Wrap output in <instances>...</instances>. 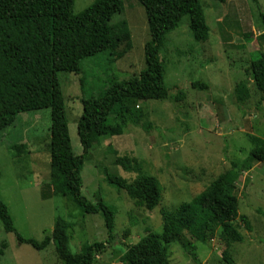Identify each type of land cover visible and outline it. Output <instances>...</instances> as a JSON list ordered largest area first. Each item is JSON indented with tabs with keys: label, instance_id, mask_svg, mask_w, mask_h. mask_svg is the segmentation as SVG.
Wrapping results in <instances>:
<instances>
[{
	"label": "rangeland",
	"instance_id": "rangeland-1",
	"mask_svg": "<svg viewBox=\"0 0 264 264\" xmlns=\"http://www.w3.org/2000/svg\"><path fill=\"white\" fill-rule=\"evenodd\" d=\"M95 0H75L78 15ZM264 13V0H257ZM123 11L110 25L125 22L129 41L122 43L121 59L109 64L107 55L82 63L80 74L59 73L72 151L82 153L77 122L82 115L81 100L97 97L109 79L120 82L138 76L145 69L144 46L149 41L147 20L137 0H122ZM209 28L207 43L194 41L188 16L176 30L165 36L159 58L164 67L168 98L139 102L146 132L130 125L119 137H103L90 150L80 179L81 194L91 204H105L114 214L115 239L93 264H121L122 254L147 233H162V212L172 213L203 192L231 163L241 164L254 145L249 137L264 141V95L249 82V99L240 103L235 86L246 79L251 63L264 56V32L251 0H225L223 4L199 0ZM129 45V49L127 48ZM83 80L82 92L80 82ZM194 82L206 91L191 88ZM182 93L185 99L176 102ZM263 98V101L261 99ZM50 111L19 114L14 125L0 133V200L8 208L16 232L24 239L41 242L57 218L69 227L68 249L80 253L83 244L108 240L100 214H85L69 197H41V185L50 176ZM118 159L136 161L130 171L115 164ZM132 167V166H131ZM103 169L132 185L141 176L155 178L161 200L153 211L135 206L125 191L105 181ZM238 219L233 223L243 241L233 244V264H264V163L254 164L237 183ZM239 217H246L249 230ZM187 254L180 244L168 247L170 264H225L224 244L219 231L207 244L194 243ZM0 264H62L51 243L43 251L18 244L0 224Z\"/></svg>",
	"mask_w": 264,
	"mask_h": 264
},
{
	"label": "trees",
	"instance_id": "trees-1",
	"mask_svg": "<svg viewBox=\"0 0 264 264\" xmlns=\"http://www.w3.org/2000/svg\"><path fill=\"white\" fill-rule=\"evenodd\" d=\"M75 0H0V133L12 127L19 114L50 111V176L42 183L41 197H69L85 214H100L108 240L83 244L79 254L69 252V225L57 218L49 235L41 242L22 238L15 230L8 208L0 200V224L11 233L18 244L35 251L45 250L51 243L62 264H93L107 245L115 239L114 214L103 203L88 202L81 194L80 174L90 150L103 137H119L130 125L148 132L151 127L141 124L144 113L139 102L164 101L168 98L164 67L159 51L165 36L176 30L183 17L190 20L194 41L205 44L209 39L204 11L199 0H137L143 8L149 33L144 46L145 69L138 76L119 81L109 79L97 97L81 100L82 115L77 122V136L82 153L76 156L71 147L65 105L58 81L59 73L80 74L82 63L98 55L108 56L109 64L121 59L119 46L129 41L125 22L114 26L111 19L122 13V0H95L78 15L73 14ZM223 4L225 0H211ZM256 7L260 27L264 32V13L258 1ZM129 49V45H127ZM248 79L234 88L240 102L249 99L248 85L253 82L264 95V56L253 61L245 71ZM82 92L83 80L80 82ZM191 88L206 91L207 85L194 82ZM84 93V92H83ZM179 93L175 101L182 102ZM263 101V98L261 99ZM254 145L249 157L241 164L231 163L203 192L175 212H162V233H147L135 245L125 250L121 264H170L168 247L177 242L187 254L195 250L194 243L207 244L219 231L224 244L222 260L233 264L229 249L243 241L233 223L238 219L237 183L254 164L264 163V141L249 137ZM116 165L130 171L136 161L118 159ZM132 166V167H131ZM106 183L117 191H125L136 207L153 211L161 200L158 181L141 176L132 185L103 169ZM247 230L246 217H239Z\"/></svg>",
	"mask_w": 264,
	"mask_h": 264
}]
</instances>
